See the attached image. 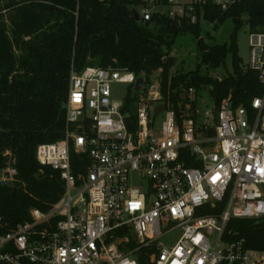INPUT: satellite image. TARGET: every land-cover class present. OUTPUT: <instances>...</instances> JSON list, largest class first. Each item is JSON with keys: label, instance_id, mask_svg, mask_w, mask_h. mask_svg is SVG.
I'll return each instance as SVG.
<instances>
[{"label": "built area", "instance_id": "obj_1", "mask_svg": "<svg viewBox=\"0 0 264 264\" xmlns=\"http://www.w3.org/2000/svg\"><path fill=\"white\" fill-rule=\"evenodd\" d=\"M238 1L140 0L134 10L142 22L194 23L207 21V9L225 12ZM244 67L264 84V31H250ZM161 72L71 68L64 136L35 153L59 172L64 192L10 231L1 232L0 219V264H139L143 250L148 264H264V250L227 230L232 219L264 217V96L248 110L229 95L201 117L191 86L181 94L180 121L163 102ZM139 77L129 128L125 98L117 100L112 86L129 90ZM13 163L0 170V184L16 181Z\"/></svg>", "mask_w": 264, "mask_h": 264}, {"label": "trees", "instance_id": "obj_2", "mask_svg": "<svg viewBox=\"0 0 264 264\" xmlns=\"http://www.w3.org/2000/svg\"><path fill=\"white\" fill-rule=\"evenodd\" d=\"M139 2L0 0V170L13 162L17 169L12 185L0 184L1 232L29 220L32 208L47 210L64 192L59 172L38 163L35 153L39 144L64 136L72 67L81 71L87 66H115L136 76L161 68L163 102L175 109L180 121L186 104L181 94L191 86L196 92L208 89L216 107L230 95L234 107L250 110L252 100L264 96L258 73L241 65L236 46L237 29L244 22L250 31H264V0H239L225 12L207 9L205 19L214 28L228 17L235 25L229 43L214 45L201 38L199 21L166 16L137 20L132 10ZM187 33L197 39L196 68L171 73L176 61L171 48L177 36ZM228 55L232 71L211 75L226 65ZM123 111L130 113V128L135 116L132 87ZM231 228L246 247L264 250V217L232 219L227 230ZM149 254L143 250L139 264H148Z\"/></svg>", "mask_w": 264, "mask_h": 264}, {"label": "rangeland", "instance_id": "obj_3", "mask_svg": "<svg viewBox=\"0 0 264 264\" xmlns=\"http://www.w3.org/2000/svg\"><path fill=\"white\" fill-rule=\"evenodd\" d=\"M243 19H246V15H243ZM214 23L201 20L200 21V36L208 45H214L216 43H229L231 34L235 29L233 19L231 17L226 18L223 22L219 23L217 28H214ZM249 33L250 28L246 22H244L236 33V46L237 54L241 59V65L248 63L249 57ZM197 39L191 33L182 34L177 36L175 43L171 48V55L176 59L175 64L170 69L173 73L177 70L189 71L194 70L197 64ZM201 70L205 72L204 67ZM232 71L231 56L228 55L226 59V65L218 70L210 71V74L216 77H221L223 74ZM128 91V85L117 83L112 86V95L117 100H124ZM197 103V109L200 112V116L203 117L206 111H212L213 100L210 97L208 89L204 88L194 95ZM191 106V105H190ZM160 118V117H159ZM158 118V120H159Z\"/></svg>", "mask_w": 264, "mask_h": 264}, {"label": "water", "instance_id": "obj_4", "mask_svg": "<svg viewBox=\"0 0 264 264\" xmlns=\"http://www.w3.org/2000/svg\"><path fill=\"white\" fill-rule=\"evenodd\" d=\"M132 13L134 15V17L138 20L139 19V15L137 13L136 10H132ZM142 82H143V79L141 77L137 78L135 84H134V87H133V95L136 94V92L140 89L141 85H142ZM163 109V106L162 105H158L155 110H154V114L157 115L159 114Z\"/></svg>", "mask_w": 264, "mask_h": 264}]
</instances>
